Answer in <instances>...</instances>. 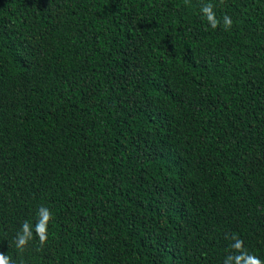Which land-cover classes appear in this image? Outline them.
Masks as SVG:
<instances>
[{
  "label": "trees",
  "instance_id": "obj_1",
  "mask_svg": "<svg viewBox=\"0 0 264 264\" xmlns=\"http://www.w3.org/2000/svg\"><path fill=\"white\" fill-rule=\"evenodd\" d=\"M233 236L264 264V0H0V253L225 264Z\"/></svg>",
  "mask_w": 264,
  "mask_h": 264
},
{
  "label": "clouds",
  "instance_id": "obj_2",
  "mask_svg": "<svg viewBox=\"0 0 264 264\" xmlns=\"http://www.w3.org/2000/svg\"><path fill=\"white\" fill-rule=\"evenodd\" d=\"M202 13L206 17L207 21L211 25L213 29H215L220 21L217 19L215 12L213 11L212 4H205L201 8ZM232 19L230 16L225 14L223 16V25L224 27L230 28L232 26ZM38 219L35 225H31L28 221H24L21 225L20 231L17 232L15 244L18 250H23L26 245H28L29 241L33 239V227L35 231L36 237L39 238V244L42 247L48 239V223L53 218L52 212L49 208L41 206L37 210ZM235 241L232 244V248L240 252L239 255L229 256L225 262V264H230L231 261H235V264H261V260L256 256L248 254L246 250L243 249V241L235 236L232 237ZM0 264H14L12 259L0 253Z\"/></svg>",
  "mask_w": 264,
  "mask_h": 264
}]
</instances>
